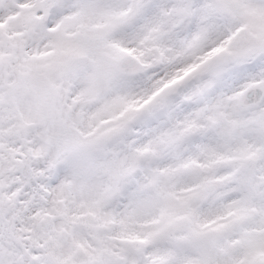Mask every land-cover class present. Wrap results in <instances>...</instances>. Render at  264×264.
Instances as JSON below:
<instances>
[{"label": "snow or ice", "instance_id": "obj_1", "mask_svg": "<svg viewBox=\"0 0 264 264\" xmlns=\"http://www.w3.org/2000/svg\"><path fill=\"white\" fill-rule=\"evenodd\" d=\"M0 264H264V0H0Z\"/></svg>", "mask_w": 264, "mask_h": 264}]
</instances>
